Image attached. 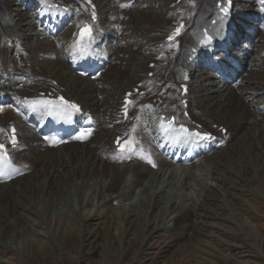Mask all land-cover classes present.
<instances>
[{
  "label": "bare ground",
  "instance_id": "obj_1",
  "mask_svg": "<svg viewBox=\"0 0 264 264\" xmlns=\"http://www.w3.org/2000/svg\"><path fill=\"white\" fill-rule=\"evenodd\" d=\"M75 1L58 3L54 0H0V12L5 11L4 20L0 24L2 49L6 51L8 45L14 42L17 45L14 55L20 59L27 58L26 62L34 69L25 73L12 71L9 75L0 72V111L3 106L7 109L12 107L17 114L11 124H6V129L0 124V139L5 140L11 125H15L19 140L18 145L10 151L12 159H18L15 163L17 170L10 180L0 178V203L4 204H0V233L4 220L11 227L16 225L17 230L14 231L17 233L26 229L30 223L32 227H36L41 222L47 224L50 218L59 219L65 215L73 218V222L76 219L80 228L86 227L92 221H102V217L116 207L115 202L120 197L126 196L128 199L138 184V179L144 177L148 184H153L156 178L161 177V172H155L154 167L131 157L134 148L151 153L158 168H176L180 164L188 166L186 174L182 175V187H188L194 176L196 157H207L204 161L215 157L216 161H212L211 169L220 171L215 180L225 188L223 190L244 192L243 185H232L234 178L238 176L232 172L234 167L229 164L233 160L234 150L244 144L239 147L236 145L235 148L231 146L228 152L226 150L219 156L220 153L215 149L219 143L220 147L230 143L233 136L238 134L235 132L240 131L244 123L247 125L250 121L253 125V122L264 119V100H261V95H264V30L261 29V25H264V0H198L187 18L182 12L185 6H192L191 0H114V6L109 3L110 0H101L99 3L98 0H92L98 22L101 24L105 21L112 31L95 28L94 35L78 47L74 44V34L85 21L92 20V13L91 5L86 0ZM228 1H232V12L225 15L221 9ZM31 4L33 12L27 13V7ZM238 4L245 8L238 9ZM122 5L126 7L125 13L121 10ZM176 5L175 13H170V9ZM252 5L257 9L262 7V10L249 11ZM11 6L17 13L14 15L10 11V16H7ZM68 7L69 12L66 11ZM161 11L164 14L160 17ZM46 16H50L48 26ZM132 16H136L133 24L130 23ZM245 20H249V23ZM181 22L184 23L183 33L174 42H166ZM240 22L251 26L244 28L249 34L243 37L247 36L250 43L236 44L237 38H241ZM214 30H219L221 36L231 31V48L228 51L225 42H219L218 35H213L214 45L201 43L204 34H212ZM253 33L256 35L253 36ZM120 46L123 47L117 49ZM213 47L219 52L213 54ZM36 50L35 57H32L31 52ZM165 52L169 53L168 57L164 56ZM22 53L26 57H21ZM246 53H251V60H248ZM128 55L131 60L126 62L125 68L123 58ZM169 60L172 65H179L181 74L174 87L173 84L168 85L176 82L177 71L173 70L172 74L170 72L166 75L169 79L173 78L172 81H166L160 71L162 65ZM8 61L9 57L3 53L0 63L5 64ZM93 66L98 70L103 69L98 78H85L81 75L86 68ZM40 68L48 76H39ZM122 68L125 72L120 74ZM164 71L167 72V69ZM150 72L153 73L152 78L148 75ZM159 74L162 76V85L160 88L158 86V90L162 95L137 106L133 120L137 127L127 128L126 137L122 136L129 118L128 116L123 120V99L135 88L140 93H132V101L140 97L142 90L149 92L154 81L160 78ZM219 76L227 80L221 84ZM237 81L240 86L236 90H240V93L235 96L232 83ZM181 84L187 85V96H181ZM58 94H63L80 108L72 118L78 127H82L89 116L92 117L95 130L87 141H72L57 148H48L41 140V130L46 121L40 124V120L45 115L25 108L27 99L37 101L41 97L55 98ZM183 98H188L187 109L181 105ZM245 102H249L250 106H246ZM160 103L164 105L160 106ZM252 103L258 104H254V107ZM195 110L200 111L198 115ZM255 114L262 118L259 119ZM171 117L184 120L191 132L194 129L200 130L199 126L202 125L203 130L211 131L217 139L210 138L202 144H195L190 159L186 156L190 147L188 152L181 148L171 158H163L160 147L164 148L165 144L159 139L158 133H163L169 127L165 124ZM212 120V124H217L215 130L220 133H215L211 127L208 130L209 121ZM225 129L228 136L221 135ZM121 136L122 141H129L128 148L131 150L115 154L117 139ZM259 141V148L254 143L249 145L252 149V163L258 169L264 164V140L261 138ZM178 156L180 158L176 160ZM28 160L36 164L37 168L27 169ZM130 165L134 167L133 172L129 171ZM128 173L131 180L129 185H125L124 178ZM263 175L264 172H261L258 176L261 178ZM210 179L211 177L209 181ZM151 194L160 195L159 200L146 196L145 199L129 203L132 205L129 209L116 207L117 213L111 212L112 215L108 216V226L114 227L115 219L122 218L128 229L127 234L125 232L127 240L123 238L124 232L120 233L121 237L117 242L119 248L135 243L140 238L138 234L145 235L146 229L148 233H153L164 221L166 214H162L164 208L160 203L164 201L161 197L163 193ZM13 195L15 199L11 200ZM230 196L235 197L234 193ZM218 197L217 193L212 194L208 198L209 202L218 201ZM175 204L176 202H168L173 214L170 219H173V225L179 224L183 217L191 215L183 223L187 228L195 230L199 227H216L209 221L202 224L201 219L195 218L194 210H182L173 206ZM198 206L195 202L190 203L191 208ZM10 207L13 210L7 215ZM100 210L103 216L100 215ZM71 218H68L69 222ZM139 219H143L144 225L137 231L133 226ZM164 223L168 224L166 221ZM20 224L23 225L22 229L19 228ZM243 225L248 227L247 221L241 220L237 224L238 227ZM69 227L68 225L67 229ZM177 230H182V227H177ZM45 231L48 238H55V235L50 237L49 230ZM182 234L189 235L190 232L183 230Z\"/></svg>",
  "mask_w": 264,
  "mask_h": 264
},
{
  "label": "rangeland",
  "instance_id": "obj_2",
  "mask_svg": "<svg viewBox=\"0 0 264 264\" xmlns=\"http://www.w3.org/2000/svg\"><path fill=\"white\" fill-rule=\"evenodd\" d=\"M54 1L58 3H67L68 1L76 2L75 0ZM106 1L109 2V0ZM145 1L149 2V0ZM197 1L198 0H191L192 6H185L184 11L182 12L184 13V17L187 18L191 14L193 5ZM99 2H101V0H98V3ZM109 3H113V6L114 4L116 5L114 0H110ZM212 5L213 2L211 3V6ZM176 7L177 5L171 8L170 13H175ZM125 8L126 7L122 5L121 10L124 13ZM239 8L245 7L238 4V9ZM261 9L262 8L260 7L257 9L255 8V5H252L249 11H261ZM10 11L16 13L15 9L11 6L7 16H10ZM26 12H33L32 4L27 7ZM4 13L5 11L0 12V24H2V21L4 20ZM53 13L54 15L56 14V12ZM161 14H164V11L160 12V17ZM46 17L48 21L50 16ZM47 21L46 24L48 26ZM134 21H136V16L130 18L131 24H133ZM154 21L156 20L154 19ZM248 21L249 20H245V22L249 23ZM240 23L242 24H240L242 27L240 30L241 37L248 35V32L245 31L244 28H250L251 26H247V24H243V22ZM107 24L108 23L105 21L101 24L99 22L98 27L99 29L102 28V30L112 31V28L108 27ZM242 32H244L243 35ZM238 39L237 43L239 44L248 40H244V38ZM2 40L1 34L0 42H2ZM6 46L7 45H5V47ZM16 46L14 42L10 43L7 49L5 48L6 51H3L2 45L0 44V58L3 56V53L9 57L7 63H0V68H3V71L0 72L4 75H9L12 71L25 73L34 70L32 66L26 62L27 58L20 59L14 55L13 52ZM122 47L123 46L117 47V49ZM37 51L38 50L31 52L30 55L35 57ZM116 54H118V51H116ZM248 54L246 53L248 60H251V53ZM168 55V52L164 53L165 57H168ZM31 56L29 58H31ZM21 57H26V54L22 53ZM129 57L130 56L128 55L123 58L125 68L127 66L126 62L131 60V57ZM31 64L35 66V64ZM164 69H167V72L164 71ZM169 69L172 70L170 71ZM173 70L177 71L175 72L176 79L174 78L176 82L170 83L168 86L173 84L174 87L181 75L179 72V65H172L169 60L160 68L162 76H164L166 81H172L173 78L169 79L166 75H169L170 72L172 74ZM38 71L40 73L39 76H48L47 74H44L41 68ZM122 72H125L124 68L121 69L120 74ZM162 76L160 75V78L158 79L159 81L157 80L158 82L154 81L151 85L153 91L151 89H149V92L142 90L144 93L140 94L138 100L132 102L130 105V114L127 120V125L125 126V131L122 132V136L126 137L128 133L126 130L127 128H132L134 126V128L137 127V125L133 123L137 106L144 101H148L150 98H160L162 92L158 89L162 85ZM241 76H246V74H241ZM149 77L152 78L153 76H150L149 74ZM239 86V83H232L235 96L240 93V90H236ZM175 96L177 97V94ZM261 96V100H264V95ZM173 101L175 103V99H173ZM254 104L257 106L258 103ZM159 105L163 106L164 104L160 103ZM245 105L250 106V103L245 102ZM195 111L196 115L200 112L199 110ZM16 116L17 114L12 110V107L7 109L3 106L0 111V124L5 126L6 129V124H11V121L15 119ZM257 117L259 119L262 118L261 116ZM211 122H213V120L209 121L208 129L210 130L211 127L212 131H215L217 134L220 133L219 130H215L217 129V124H212ZM235 133L238 134L233 136L230 143L223 147H220L219 145L215 150L220 153L218 154L219 156L222 155L223 152H226V150L228 152V150L231 149V146H234L235 148L236 145L239 147L241 144H244L241 148L234 150L232 153L233 160L229 161V164L234 167L232 168V172L238 176L237 178H234L235 180L232 182V185H236V187L238 184L243 185L245 188L244 192L239 193L233 189H229L227 192L223 190L225 188L218 182V180H215V176L219 174L220 171L211 169L212 161H216L215 157H211L207 161H204L207 157L195 158L194 162L196 168L194 169V176H192V180L188 187H182L183 182L181 181L182 175L184 176L188 170V166H185V164H180L179 166H176V168L169 167L168 169L167 167L165 169L154 167L153 169L155 172L158 174L161 172V177L156 178L155 183L152 184L150 182V184H148L144 177L138 179V184L131 191L128 199L126 196H122L118 202H115V204L118 209H129L132 207L129 203L135 202L138 199H145L146 196H152L154 200L158 201L160 195L156 196L151 193L162 192L163 194H161V197L164 201H161L160 203L161 207L164 208L162 214H166L163 220L168 222L167 225L163 221L157 226V230L153 233H148V230L146 229L145 235L142 233L138 234L140 238H138L135 243L126 244L119 248L117 242L120 240V233L121 231L124 232L123 238L124 240H127V238H125V232L127 234L126 230L128 229H126L122 218L115 219L114 227L107 225V220L110 219L108 216L112 215L111 212L117 213V210H115L116 207H113L114 209H112L111 212L109 210L108 215L102 217V221H92L86 227L81 228L80 226L78 227L76 219L73 222V218L68 215H65L64 217L62 216L59 219L50 218L48 219L47 224L46 222L36 224L35 226L37 228L32 227V224L30 223L26 226V229H22L23 225L20 224L19 228L23 231L18 233L14 231L17 230L16 225L11 227L9 222L4 220L2 222V233H0V240L2 241V244H0V264H264V175L261 178L258 176L261 172H264V164L258 169L254 163H252V149L249 147L250 143H254L255 146L257 145L259 148V140L261 138L264 140V119L253 122V125L248 121L247 125L244 123L240 131ZM221 135L228 136V134ZM244 141L246 142L244 143ZM114 153L117 154L118 152L115 151ZM160 155L163 156L162 154ZM179 158V156L176 157V160ZM262 160L264 161V154H262ZM13 161L14 163H17L16 161H18V159H14ZM27 166L25 167L29 170L37 168V165L31 163V160H28ZM180 166L181 168L179 169ZM128 167L129 171L133 172L134 167L131 165ZM165 172L167 174H165ZM164 174L165 177H162ZM208 175L211 177V181H209ZM130 180L131 175L128 173L126 178H124L125 185H129L128 182ZM125 193H128V191ZM214 193H217L219 196L218 201L209 202L208 198ZM231 193H234L235 197L231 198ZM12 199H15L14 195L11 197V200ZM168 202H176L173 206L179 207V209L182 210H194L196 215L195 218L201 219L202 224L209 221L214 223L216 227H199L195 230L187 228L183 223L189 220V218L192 217L191 215H189V217H183L179 224L173 225V219L170 220L173 214L168 207ZM191 202H195L199 206L197 208H191ZM0 204L4 206L3 203ZM11 210H13V207L7 209V215H10L9 213ZM101 210L100 215L103 216ZM230 210L232 211L230 212ZM66 216L71 218V223ZM241 220L247 221V225L251 229L244 225L238 227L239 225L237 226V224L238 222H241ZM68 225L70 226L69 229H67ZM143 225V219H139L133 227L135 230L139 231L143 228ZM179 226L182 227V230L180 231L177 230V227ZM45 227H48V229ZM45 230H49L51 232L50 237L55 235V238H48L46 236L47 231ZM183 230H187L190 234L183 235Z\"/></svg>",
  "mask_w": 264,
  "mask_h": 264
},
{
  "label": "snow or ice",
  "instance_id": "obj_3",
  "mask_svg": "<svg viewBox=\"0 0 264 264\" xmlns=\"http://www.w3.org/2000/svg\"><path fill=\"white\" fill-rule=\"evenodd\" d=\"M89 2H90V0H89ZM93 19H95L94 14H93ZM91 34H92L91 27L85 25L84 28H83V30H82V32L80 33V36H81V38H83L84 36H91ZM175 35H179V29L176 30ZM173 39H174V36H169V40H173ZM129 95H131V94H129ZM60 102H61V104H63L67 108H71V109H75L76 111H79V108H78V106L76 104H69V102L67 100H64L63 97L60 98ZM48 103H50V102H48ZM166 131H167V129H166ZM182 131H184L185 133L188 134V137L187 138L196 137V138H199L201 140H203V139H209L210 138L208 136H202L199 132H191L187 128H182ZM77 138L80 139L82 137H77ZM11 143L13 145L16 144V140H15V137L14 136H13V139L11 140ZM4 149H5V145L4 144H0V150H4ZM134 150L135 149H133V151ZM0 159H7V152L6 151L4 153V157H0ZM148 163L152 164L153 167L156 166L155 163L151 160L150 157L148 159ZM3 174H4L3 171L0 170V175H3ZM9 175H10V173H9Z\"/></svg>",
  "mask_w": 264,
  "mask_h": 264
}]
</instances>
